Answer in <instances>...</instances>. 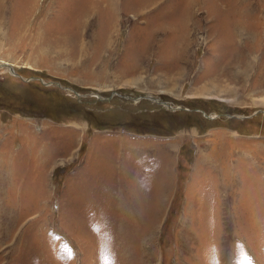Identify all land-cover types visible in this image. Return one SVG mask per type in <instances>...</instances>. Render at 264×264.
Listing matches in <instances>:
<instances>
[{
  "label": "rangeland",
  "instance_id": "rangeland-1",
  "mask_svg": "<svg viewBox=\"0 0 264 264\" xmlns=\"http://www.w3.org/2000/svg\"><path fill=\"white\" fill-rule=\"evenodd\" d=\"M2 63L0 264H264V0H0Z\"/></svg>",
  "mask_w": 264,
  "mask_h": 264
},
{
  "label": "bare ground",
  "instance_id": "bare-ground-1",
  "mask_svg": "<svg viewBox=\"0 0 264 264\" xmlns=\"http://www.w3.org/2000/svg\"><path fill=\"white\" fill-rule=\"evenodd\" d=\"M1 65H6L5 67H6V68H9L10 70L13 69V66H12L11 64H9V63H2ZM1 65H0V66H1ZM13 72H14V70H13ZM137 102H138V101H137Z\"/></svg>",
  "mask_w": 264,
  "mask_h": 264
},
{
  "label": "water",
  "instance_id": "water-1",
  "mask_svg": "<svg viewBox=\"0 0 264 264\" xmlns=\"http://www.w3.org/2000/svg\"><path fill=\"white\" fill-rule=\"evenodd\" d=\"M6 65H1L0 67H5ZM10 71H13V69H11ZM125 99H130V100H133V98H130V97H124ZM135 100V99H134Z\"/></svg>",
  "mask_w": 264,
  "mask_h": 264
}]
</instances>
